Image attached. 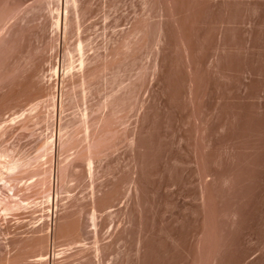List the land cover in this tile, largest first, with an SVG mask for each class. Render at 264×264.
Instances as JSON below:
<instances>
[{"label":"rangeland","instance_id":"obj_1","mask_svg":"<svg viewBox=\"0 0 264 264\" xmlns=\"http://www.w3.org/2000/svg\"><path fill=\"white\" fill-rule=\"evenodd\" d=\"M2 153L0 264H264V0H0Z\"/></svg>","mask_w":264,"mask_h":264},{"label":"bare ground","instance_id":"obj_2","mask_svg":"<svg viewBox=\"0 0 264 264\" xmlns=\"http://www.w3.org/2000/svg\"><path fill=\"white\" fill-rule=\"evenodd\" d=\"M51 144V143H50ZM7 153H2V154H0V159L1 158H4V159H7V156L9 157V155H6ZM4 159H2V161L4 160ZM9 160L10 159H8L7 161L6 160H4V161H6V163H0V187L2 186V184H3V188L5 189V187H7L6 185H8V183L7 182H9V181H7V180H5V179H8V178H5L4 179V177H5V175L7 174V176L9 175H11L12 177L13 176H16L15 174H17L22 168H25L26 166H28V164L29 163H27V162H25V161H12V162H9ZM12 160V159H11ZM25 160V159H24ZM28 161V160H27ZM32 164V163H31ZM26 169V168H25ZM2 172L5 174L4 176H3V174H2ZM51 174V176H50V178H51V180L53 179V173H50ZM11 176H10V178H11ZM9 178V179H10ZM39 179L41 180V181H45L44 179H42V177H39ZM11 180V179H10ZM13 180H14V177H13V179H12V182H13ZM50 180V181H51ZM45 183V182H44ZM51 183V182H50ZM13 184V183H12ZM9 187H10V184H9ZM9 187H7L9 190L7 191V190H4L3 188H1V190L3 189L4 191H7V192H5V193H7V194H9V195H4V197H2V195L1 194H3L1 191H0V212H3L4 214H5V217L8 215V214H10L12 211H16V210H18L19 209V207H20V205L22 204V202L19 200H17L16 201V198H17V196H16V198L14 197V194H15V192L16 191H14L13 189H11V187L9 188ZM12 187L14 188V186L12 185ZM6 188V189H7ZM4 193V194H5ZM17 193V192H16ZM19 199V198H18ZM21 204H20V203ZM24 203V202H23Z\"/></svg>","mask_w":264,"mask_h":264}]
</instances>
